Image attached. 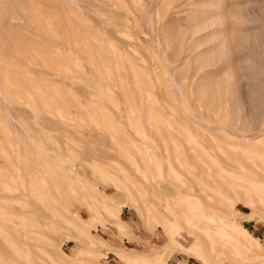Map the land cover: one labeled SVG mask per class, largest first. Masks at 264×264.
Wrapping results in <instances>:
<instances>
[{"label": "rangeland", "instance_id": "rangeland-1", "mask_svg": "<svg viewBox=\"0 0 264 264\" xmlns=\"http://www.w3.org/2000/svg\"><path fill=\"white\" fill-rule=\"evenodd\" d=\"M0 264H264V0H0Z\"/></svg>", "mask_w": 264, "mask_h": 264}]
</instances>
